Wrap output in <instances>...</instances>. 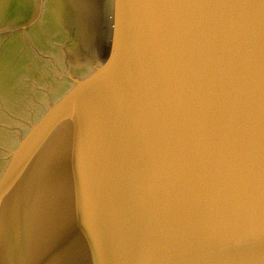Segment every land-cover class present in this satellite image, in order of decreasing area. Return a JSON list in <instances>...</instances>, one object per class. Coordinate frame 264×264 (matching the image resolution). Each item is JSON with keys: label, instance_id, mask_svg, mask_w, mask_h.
Returning <instances> with one entry per match:
<instances>
[{"label": "water", "instance_id": "water-1", "mask_svg": "<svg viewBox=\"0 0 264 264\" xmlns=\"http://www.w3.org/2000/svg\"><path fill=\"white\" fill-rule=\"evenodd\" d=\"M0 264H264V0H0Z\"/></svg>", "mask_w": 264, "mask_h": 264}]
</instances>
